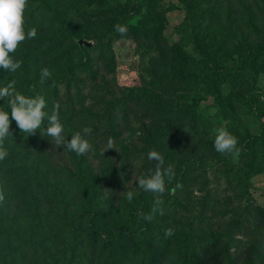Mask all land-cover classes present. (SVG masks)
Here are the masks:
<instances>
[{
    "label": "rangeland",
    "instance_id": "1",
    "mask_svg": "<svg viewBox=\"0 0 264 264\" xmlns=\"http://www.w3.org/2000/svg\"><path fill=\"white\" fill-rule=\"evenodd\" d=\"M39 5L58 12L54 21L61 24L41 25ZM28 9L37 36L18 60L21 67L7 72L6 85L15 80L21 94L42 95L49 115L59 104L65 137L79 132L92 150L77 156L58 148L41 134L47 119L35 135L11 121L4 144L13 159L7 168L0 162V264H59L72 250L78 264H160L158 248L173 264H191L189 249L199 264H264V172L252 175L246 193L236 184L261 162L243 146L264 128V71L257 67L264 0H29ZM145 15L151 25L145 36L115 30ZM181 25L186 29L179 34ZM78 39L91 47L80 49ZM175 48L191 61L200 51L228 59L212 65L209 75L232 111L208 117L213 132L189 112L198 93L174 79L181 65ZM45 68L51 76L41 84ZM253 92L263 112L250 105ZM0 110L11 120L7 98ZM221 127L238 139L239 155L215 150ZM110 137L115 150L105 152ZM153 150L174 167L167 188L174 186L178 202L165 199L166 191L164 215L149 222L143 216L155 196L138 178L154 172ZM127 191L134 193L131 203ZM168 228L175 234L166 239Z\"/></svg>",
    "mask_w": 264,
    "mask_h": 264
},
{
    "label": "clouds",
    "instance_id": "2",
    "mask_svg": "<svg viewBox=\"0 0 264 264\" xmlns=\"http://www.w3.org/2000/svg\"><path fill=\"white\" fill-rule=\"evenodd\" d=\"M28 6V0H0V69L6 72H16L21 67L22 62L13 59V55L19 46L26 40L33 39L37 36L36 28L25 31L24 14ZM115 30L125 36L128 29L125 25H115ZM51 76L48 69L41 71L40 83L43 84ZM16 81L9 82L6 86L0 87V100L8 99L9 108L11 109V120L8 111L0 110V161L5 160L9 155L8 150L4 147V141L12 137L11 121H15L21 132L28 135H35L37 130H41L47 119V127L43 128L41 134L51 137L55 145L66 147L67 150L75 152L77 156L84 155L92 150L89 141L77 132L71 136L70 141L64 135V126L60 121L59 104L53 105V110L49 115L45 109L47 102L42 95L28 97L16 90ZM85 135L91 133L90 128L83 129ZM214 139L215 150L222 154L239 155L241 149L237 147L238 139L232 135L226 128L221 127L215 130ZM114 149L115 141L109 138L107 141L105 152ZM150 161H156L154 172L147 177L138 178V185L145 192L154 194V206L151 212L143 216L146 221H152L158 213L164 215L163 200L160 198L166 191H169L167 184L171 183L175 177L174 167L172 165L165 166V158L158 151H150L148 153ZM176 188H182L177 184ZM171 191H175L172 189ZM129 203L134 198L132 191L125 193ZM5 200L4 191L0 188V204ZM175 234L173 228H168L164 232L165 238H169Z\"/></svg>",
    "mask_w": 264,
    "mask_h": 264
},
{
    "label": "trees",
    "instance_id": "3",
    "mask_svg": "<svg viewBox=\"0 0 264 264\" xmlns=\"http://www.w3.org/2000/svg\"><path fill=\"white\" fill-rule=\"evenodd\" d=\"M38 7L40 16H41V25L50 26L53 24H61V21L58 22L54 21L55 17L58 15V12H56L54 9H51L48 6L45 5H39ZM29 0H28V6L26 8L24 18H25V31L30 30L31 28H34V26L29 21ZM120 25H125L129 31L134 33H141L142 35L147 34V28H149L150 21L149 17L147 15L143 16L135 26L128 25L127 23H122ZM183 25L179 26L177 28V33L181 34L183 33V30H185ZM156 34V33H155ZM189 40V39H187ZM29 47V40L26 39L17 49V51L12 54L14 60H25L26 53L24 52ZM80 49H83V47H79ZM175 48V54L178 56L179 60L181 61V65L179 66V73L178 77H174V79L178 82H185L190 85V89L193 88V92L198 93L197 96L192 97L191 104L189 105V112L191 113V116L194 120H200L203 123V129H210L211 132L217 127H212L210 123H208L207 119L209 118H218L220 116L225 117L226 113H231L232 111L226 106L225 101L222 100L220 95V82H216L212 80L209 75H211L212 65L218 66L220 65V62L225 63L228 59H222L220 60L221 56L218 54L217 51L206 53L204 51H200V59L191 61L189 59V55L187 52H182ZM187 55L188 59L184 56ZM258 58L259 63L257 67L264 71V47L261 51L258 52ZM230 59V58H229ZM247 67L243 66L239 73L245 71ZM228 69V67H226ZM230 70V69H229ZM7 72L3 69H0V81L6 85L8 80L6 79ZM218 78H221L218 76ZM182 80V81H181ZM250 105L254 106L258 109L259 112H263L260 106V100L261 96L257 92H253L250 96ZM211 103L212 106L206 105V103ZM205 103V105H202ZM264 114V113H263ZM208 124V126H206ZM29 137H27V140ZM21 141V140H18ZM17 141V142H18ZM16 143V142H14ZM25 144V142H23ZM4 147L8 150L9 155L5 158V160L0 161L1 167L7 168L10 161L13 159L14 151L13 148L10 146H7L4 144ZM13 147H16L15 145ZM243 149L246 151V155H249L252 160L258 161L261 160L259 164H256L253 166V169H248L246 172H244L242 178L237 181L238 189L242 190L244 193L248 192V187L250 185V179L252 175L259 174L261 172H264V128L261 132V134L258 137L250 138L246 144H244ZM173 185H170L168 187L169 191L164 196L165 199H169L173 203H177L178 199L174 195L176 194L175 191H171L173 189ZM240 190V191H241ZM147 244H150L149 240L147 239ZM156 254L158 257V261L160 264H173L169 263L170 261V255L165 251V249L158 248L156 250ZM186 254L188 255V260L191 262V264H199L196 260H193L194 252L189 249L186 251ZM192 259V261H191ZM78 255L74 253V251H70L68 258H63L62 260H58L59 264H78Z\"/></svg>",
    "mask_w": 264,
    "mask_h": 264
},
{
    "label": "water",
    "instance_id": "4",
    "mask_svg": "<svg viewBox=\"0 0 264 264\" xmlns=\"http://www.w3.org/2000/svg\"><path fill=\"white\" fill-rule=\"evenodd\" d=\"M76 44L79 47H83V48H90L92 43L90 41L84 40V39H78L76 40Z\"/></svg>",
    "mask_w": 264,
    "mask_h": 264
}]
</instances>
